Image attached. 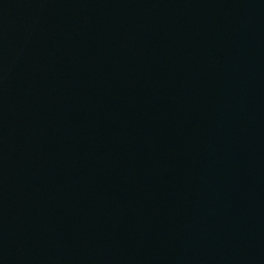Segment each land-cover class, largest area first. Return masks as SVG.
I'll return each mask as SVG.
<instances>
[{
	"label": "water",
	"instance_id": "water-1",
	"mask_svg": "<svg viewBox=\"0 0 264 264\" xmlns=\"http://www.w3.org/2000/svg\"><path fill=\"white\" fill-rule=\"evenodd\" d=\"M0 264H264V0H0Z\"/></svg>",
	"mask_w": 264,
	"mask_h": 264
}]
</instances>
